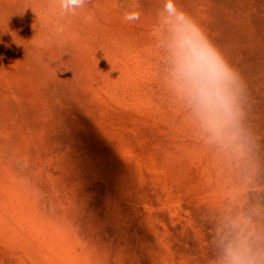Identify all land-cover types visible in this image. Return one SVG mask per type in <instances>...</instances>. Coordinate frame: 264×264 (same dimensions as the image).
Listing matches in <instances>:
<instances>
[{
    "label": "rangeland",
    "instance_id": "374dc122",
    "mask_svg": "<svg viewBox=\"0 0 264 264\" xmlns=\"http://www.w3.org/2000/svg\"><path fill=\"white\" fill-rule=\"evenodd\" d=\"M174 2L243 79L230 141L176 90L166 0H0V264H264V0Z\"/></svg>",
    "mask_w": 264,
    "mask_h": 264
},
{
    "label": "clouds",
    "instance_id": "9594fccd",
    "mask_svg": "<svg viewBox=\"0 0 264 264\" xmlns=\"http://www.w3.org/2000/svg\"><path fill=\"white\" fill-rule=\"evenodd\" d=\"M67 12L69 7H83L85 0H58ZM162 23L170 33L171 74L176 90L187 101L205 129L220 141L235 138L241 115L239 99L245 85L240 73L228 63L205 30L174 0H166ZM140 18V13L125 14L126 21ZM231 264H242L232 255Z\"/></svg>",
    "mask_w": 264,
    "mask_h": 264
}]
</instances>
